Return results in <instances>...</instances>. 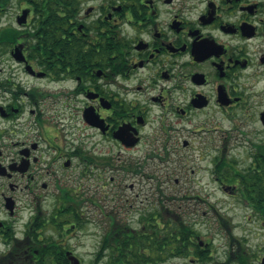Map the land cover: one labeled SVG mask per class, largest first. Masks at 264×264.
Returning <instances> with one entry per match:
<instances>
[{
	"label": "flooded vegetation",
	"instance_id": "1",
	"mask_svg": "<svg viewBox=\"0 0 264 264\" xmlns=\"http://www.w3.org/2000/svg\"><path fill=\"white\" fill-rule=\"evenodd\" d=\"M71 6L50 27L24 4L0 27V264H252L245 239L227 231L221 256L169 208L168 225L143 207L123 220L108 173L145 175L158 151L185 167L197 146L239 196L215 169L232 136L249 161L264 148V0ZM172 229L190 234L162 240Z\"/></svg>",
	"mask_w": 264,
	"mask_h": 264
},
{
	"label": "rangeland",
	"instance_id": "2",
	"mask_svg": "<svg viewBox=\"0 0 264 264\" xmlns=\"http://www.w3.org/2000/svg\"><path fill=\"white\" fill-rule=\"evenodd\" d=\"M24 4L28 3L25 0H13L0 21V27L6 22L14 21ZM255 127L259 128V125ZM232 137L228 155L237 159L240 165H244L249 161L245 138ZM223 140L221 137L217 142L219 150ZM118 152L116 148L114 155ZM120 154H122L121 158L117 155L114 161L119 165L124 163L126 159L124 156L142 155L137 149ZM188 154L192 156L185 167L180 166L175 160L178 153L171 154L174 159L166 158L165 160L163 152L158 151L155 152L154 160L144 166L145 175H137L122 168L113 172L109 171L108 177L113 175L116 179L114 184H111L109 180V186L113 187L119 183L121 192L124 193L119 200V204L123 206L120 210L121 218L126 220L131 213L137 217L139 210L136 211V208L140 207L149 208L150 211L169 208L170 213L179 214L188 223L200 226L203 237H209L219 247L221 256H224L228 243L226 232L230 231V228L218 221L219 214H222L231 221L234 235L241 240L246 238L245 240L257 253L256 257H261L258 264H263L261 261L264 257V221L252 214L250 207L240 196H233L223 189L222 184L213 175L211 160L207 157L200 159L197 146H193ZM134 165L139 166L136 163ZM184 195L186 198H183ZM131 203L133 207H130Z\"/></svg>",
	"mask_w": 264,
	"mask_h": 264
},
{
	"label": "trees",
	"instance_id": "3",
	"mask_svg": "<svg viewBox=\"0 0 264 264\" xmlns=\"http://www.w3.org/2000/svg\"><path fill=\"white\" fill-rule=\"evenodd\" d=\"M13 0H0V21L3 15L6 13L10 7ZM28 4H31L33 10V16L43 19V24L45 26L52 25V19L54 17L69 16L72 6L70 4L73 0H25ZM47 33L51 34V28L47 29ZM222 152L218 158V165L215 169L217 175L224 179L228 184L236 187L237 192L241 199L247 203L250 207L252 214L264 221V148L260 149L254 156V160L246 162L244 165H240L239 161L235 158L230 157L229 155L224 156ZM164 210L158 208L153 214H157L155 222L157 225H168L173 222V218L167 214H164ZM218 221L222 224L227 225L230 228L231 235H233L231 221L228 217L219 214ZM176 223V222H174ZM182 225L191 226L187 220L182 219L179 222ZM178 224V223H177ZM174 235L171 237H163L162 240L171 241H180L186 240L187 236L190 234L189 230L184 231H174L173 229L170 232L163 230L164 235L169 233ZM178 235L181 238H178ZM230 240H238L237 237H232ZM246 239V238H244ZM252 254L253 262L252 264H258L257 253ZM229 256V255H228ZM264 258V257H263ZM262 258V259H263ZM223 264V263H219ZM231 264V263H224ZM244 264V263H243Z\"/></svg>",
	"mask_w": 264,
	"mask_h": 264
},
{
	"label": "water",
	"instance_id": "4",
	"mask_svg": "<svg viewBox=\"0 0 264 264\" xmlns=\"http://www.w3.org/2000/svg\"><path fill=\"white\" fill-rule=\"evenodd\" d=\"M29 10L28 9H24L21 16L19 18H23L22 21H25L27 16H28ZM263 264H264V258H263Z\"/></svg>",
	"mask_w": 264,
	"mask_h": 264
},
{
	"label": "bare ground",
	"instance_id": "5",
	"mask_svg": "<svg viewBox=\"0 0 264 264\" xmlns=\"http://www.w3.org/2000/svg\"><path fill=\"white\" fill-rule=\"evenodd\" d=\"M262 263H263V259H262Z\"/></svg>",
	"mask_w": 264,
	"mask_h": 264
}]
</instances>
